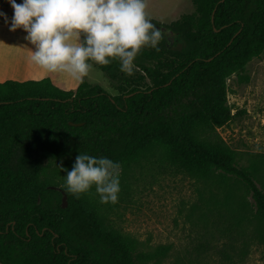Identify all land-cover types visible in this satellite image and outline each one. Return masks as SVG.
I'll list each match as a JSON object with an SVG mask.
<instances>
[{
    "label": "trees",
    "instance_id": "16d2710c",
    "mask_svg": "<svg viewBox=\"0 0 264 264\" xmlns=\"http://www.w3.org/2000/svg\"><path fill=\"white\" fill-rule=\"evenodd\" d=\"M192 2V13L170 23L148 16L163 39L159 51L145 47L135 57L137 74L126 75L118 60L93 63L116 82L115 95L87 80L71 90L50 78L0 82L1 264H161L167 256L171 244L141 247L82 198L67 192L62 207L47 165L74 164L79 153L119 168L160 153L167 168L208 182L202 217L229 240L221 248L207 242L206 251L232 260L264 245V155L241 164L219 131L232 118L227 78L264 51V0Z\"/></svg>",
    "mask_w": 264,
    "mask_h": 264
},
{
    "label": "rangeland",
    "instance_id": "374dc122",
    "mask_svg": "<svg viewBox=\"0 0 264 264\" xmlns=\"http://www.w3.org/2000/svg\"><path fill=\"white\" fill-rule=\"evenodd\" d=\"M145 2L147 15L164 23L194 11L192 0ZM138 70L134 65L131 76ZM85 80L100 84L113 95L119 91L116 82L95 65ZM227 99L232 118L219 131L240 154L241 164L247 165L251 154L264 155V51L227 78ZM170 114L176 118L174 112ZM72 166L69 159L49 163L47 180L64 188L67 174L64 169L70 171ZM119 180L120 191L115 203H101L95 186L79 198L98 208L108 225L126 237L137 239L141 247L153 249L160 244H171V250L161 264H264V245H250L245 256L235 251L232 260L223 258L212 249L221 248L229 237L211 231L202 217L209 196L208 182L167 168L160 153L142 155L129 166L119 168ZM241 194L253 209L251 195L243 188ZM46 199L47 205L57 203V196L53 193H46ZM207 242L212 247L206 251ZM235 244L239 246L241 242ZM89 249L98 255L93 247ZM15 254L18 259L22 257L17 247Z\"/></svg>",
    "mask_w": 264,
    "mask_h": 264
},
{
    "label": "clouds",
    "instance_id": "9594fccd",
    "mask_svg": "<svg viewBox=\"0 0 264 264\" xmlns=\"http://www.w3.org/2000/svg\"><path fill=\"white\" fill-rule=\"evenodd\" d=\"M13 15L0 17L10 30L22 28L34 45L31 61L50 73L82 81L93 63L119 61L132 75L142 48L159 51L162 32L146 13L145 0H8ZM119 163L108 157L79 153L64 169L66 192L79 198L93 186L101 203H115L120 191Z\"/></svg>",
    "mask_w": 264,
    "mask_h": 264
},
{
    "label": "crops",
    "instance_id": "0c3cea01",
    "mask_svg": "<svg viewBox=\"0 0 264 264\" xmlns=\"http://www.w3.org/2000/svg\"><path fill=\"white\" fill-rule=\"evenodd\" d=\"M22 0H17L21 3ZM0 11L7 14L9 22L13 9L8 0H0ZM26 32L22 28L10 30L0 17V82L5 80H40L50 78L52 82L65 90L76 88L82 81L73 80L64 73H50L35 65L30 57L34 45L25 39Z\"/></svg>",
    "mask_w": 264,
    "mask_h": 264
},
{
    "label": "water",
    "instance_id": "95a60500",
    "mask_svg": "<svg viewBox=\"0 0 264 264\" xmlns=\"http://www.w3.org/2000/svg\"><path fill=\"white\" fill-rule=\"evenodd\" d=\"M71 124H74L73 122H71ZM81 124V123H80ZM77 125V124H76ZM51 189H56L59 190L62 193V207L65 208L67 207L68 204V200H67V192L61 187V186H56V185H51L49 186Z\"/></svg>",
    "mask_w": 264,
    "mask_h": 264
}]
</instances>
